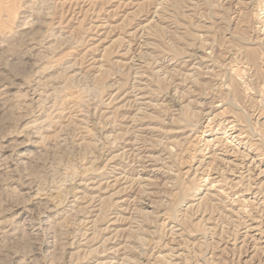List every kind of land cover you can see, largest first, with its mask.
Segmentation results:
<instances>
[{
	"label": "rangeland",
	"instance_id": "rangeland-1",
	"mask_svg": "<svg viewBox=\"0 0 264 264\" xmlns=\"http://www.w3.org/2000/svg\"><path fill=\"white\" fill-rule=\"evenodd\" d=\"M237 1L0 0V264H264V0Z\"/></svg>",
	"mask_w": 264,
	"mask_h": 264
},
{
	"label": "bare ground",
	"instance_id": "bare-ground-1",
	"mask_svg": "<svg viewBox=\"0 0 264 264\" xmlns=\"http://www.w3.org/2000/svg\"><path fill=\"white\" fill-rule=\"evenodd\" d=\"M257 2V0H249V3L251 4V5H254L255 3ZM262 2H263V0H262ZM236 5H237V9H238V11H239V21H240V23H241V0H239V1H237V3H236ZM248 5V4H247ZM259 7V6H258ZM264 8V7H263ZM238 21V22H239ZM241 30V29H240ZM238 35H239V44L236 46V47H234V49L232 48V49H228L227 50V52H226V58H227V60H228V62H227V65H228V67L231 69V70H235V71H237L238 72V74H239V76H240V74H241V65H239V64H241V52H242V50H241V31H239L238 32ZM237 39V38H236ZM254 43V42H253ZM257 44V43H256ZM255 44V45H256ZM261 48V47H260ZM245 49V48H244ZM261 52V54L259 55V58L260 59H263V57H264V49L262 48V51H260ZM257 54V53H256ZM251 56V55H250ZM249 56V57H250ZM245 57V56H244ZM248 60H249V58H248ZM258 61V60H257ZM252 63H256L255 61H253V59H252ZM264 64V63H263ZM223 65V64H222ZM236 66V67H235ZM234 71V72H235ZM232 72V71H231ZM233 72V73H234ZM243 73V72H242ZM234 75H236V74H234ZM244 75H245V73H244ZM235 77H238V76H235ZM264 83V82H263ZM218 84H220V83H218ZM228 84V83H227ZM237 85H239V84H237ZM229 86H231V85H229ZM240 86V85H239ZM253 86V85H252ZM239 88V87H238ZM247 89V88H246ZM262 89V88H261ZM216 90V89H215ZM262 91H264V89H262ZM250 92V91H249ZM212 93V92H211ZM238 93V92H237ZM240 94V93H239ZM261 95V94H260ZM238 99V98H237ZM240 100V99H239ZM263 103V102H262ZM264 104V103H263ZM236 106H237V104H236ZM215 107V106H214ZM241 108V107H240ZM226 110V109H225ZM247 110V109H246ZM244 113H245V111H244ZM247 115H248V113H247ZM221 117V116H220ZM223 117H225V116H223ZM232 117H234L233 118V120H230V118H226L225 119V122H227L226 124H225V122L223 121L222 123H219V125L221 124V125H223V129L225 130L224 131V133L225 134H227V136H228V138H227V142H229L230 143V145H232V146H234V148H237L236 146L237 145H234L233 144V142L234 141H238V144H240L241 145V143H243L244 142V132L243 131H241V128H238V126H240L241 125V122H240V119L239 118H237L236 116H233L232 115ZM210 118V117H209ZM216 118V117H215ZM223 119V118H222ZM210 121V120H209ZM217 121V120H216ZM215 121V122H216ZM210 123V122H209ZM212 124V128H213V123H211ZM216 124V123H215ZM210 125V124H209ZM208 127V126H207ZM221 127V126H220ZM207 129V128H206ZM239 130V133L237 134L236 132ZM212 131V130H211ZM229 131H231V133L229 134ZM206 132V131H205ZM236 133V134H235ZM203 134H204V132H203ZM246 134V133H245ZM243 135V136H242ZM226 136V137H227ZM249 136V135H248ZM246 137V136H245ZM202 139V138H201ZM206 139V138H205ZM226 139V138H225ZM224 139V140H225ZM229 139H231L230 141H229ZM213 140H216V139H213ZM202 141V140H201ZM209 142H212L211 140H208V143ZM218 142V141H217ZM220 142V141H219ZM246 142V141H245ZM236 144V143H235ZM207 146H208V144H206ZM211 145V144H210ZM245 145H246V143H245ZM256 145V144H255ZM205 146V145H204ZM216 146V145H215ZM249 146V145H248ZM209 147V146H208ZM211 147V146H210ZM251 147V146H250ZM204 149V148H203ZM258 152V151H257ZM254 162V161H253ZM223 170V169H222ZM251 170V169H250ZM222 172V171H221ZM225 172V171H224ZM223 172V173H224ZM209 173V172H208ZM234 173V172H233ZM208 176H209V174H207ZM242 175V174H241ZM204 178V177H203ZM208 179V178H207ZM241 179V178H240ZM209 181V180H208ZM214 183V182H213ZM240 183V182H239ZM251 183V182H250ZM214 185V184H213ZM249 186V185H248ZM234 187V186H233ZM230 195V194H229Z\"/></svg>",
	"mask_w": 264,
	"mask_h": 264
}]
</instances>
